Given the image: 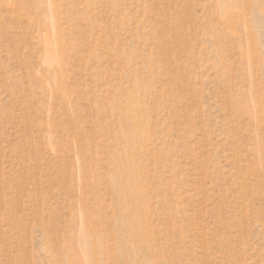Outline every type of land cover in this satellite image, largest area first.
Returning a JSON list of instances; mask_svg holds the SVG:
<instances>
[{
  "label": "rangeland",
  "instance_id": "rangeland-1",
  "mask_svg": "<svg viewBox=\"0 0 264 264\" xmlns=\"http://www.w3.org/2000/svg\"><path fill=\"white\" fill-rule=\"evenodd\" d=\"M0 264H264V0H0Z\"/></svg>",
  "mask_w": 264,
  "mask_h": 264
}]
</instances>
